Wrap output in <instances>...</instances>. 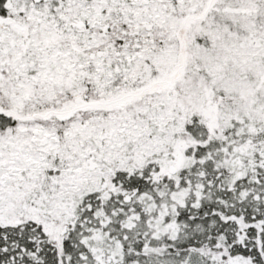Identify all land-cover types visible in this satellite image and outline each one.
<instances>
[{
    "label": "snow or ice",
    "instance_id": "1",
    "mask_svg": "<svg viewBox=\"0 0 264 264\" xmlns=\"http://www.w3.org/2000/svg\"><path fill=\"white\" fill-rule=\"evenodd\" d=\"M0 264H264V0H0Z\"/></svg>",
    "mask_w": 264,
    "mask_h": 264
}]
</instances>
